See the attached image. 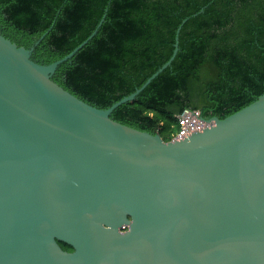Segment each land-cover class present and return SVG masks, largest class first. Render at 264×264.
I'll use <instances>...</instances> for the list:
<instances>
[{
    "label": "water",
    "instance_id": "1",
    "mask_svg": "<svg viewBox=\"0 0 264 264\" xmlns=\"http://www.w3.org/2000/svg\"><path fill=\"white\" fill-rule=\"evenodd\" d=\"M103 21L50 65L0 34V264H264V94L171 142L116 122L179 38L142 87L99 109L53 76Z\"/></svg>",
    "mask_w": 264,
    "mask_h": 264
},
{
    "label": "trees",
    "instance_id": "2",
    "mask_svg": "<svg viewBox=\"0 0 264 264\" xmlns=\"http://www.w3.org/2000/svg\"><path fill=\"white\" fill-rule=\"evenodd\" d=\"M103 19L53 76L99 109L142 87L179 38L172 65L113 112L116 122L171 142L185 111L223 120L264 94V0H0V34L35 47L41 65L68 56Z\"/></svg>",
    "mask_w": 264,
    "mask_h": 264
},
{
    "label": "built area",
    "instance_id": "3",
    "mask_svg": "<svg viewBox=\"0 0 264 264\" xmlns=\"http://www.w3.org/2000/svg\"><path fill=\"white\" fill-rule=\"evenodd\" d=\"M181 118H183L185 122L181 120ZM180 120H181L182 129L176 138L177 140L184 139L192 135L194 132L201 131L209 126L207 122L201 119L199 112L185 111L180 116Z\"/></svg>",
    "mask_w": 264,
    "mask_h": 264
},
{
    "label": "rangeland",
    "instance_id": "4",
    "mask_svg": "<svg viewBox=\"0 0 264 264\" xmlns=\"http://www.w3.org/2000/svg\"><path fill=\"white\" fill-rule=\"evenodd\" d=\"M181 120H183V118H181ZM193 120H195V119H193ZM184 121V120H183ZM185 122V121H184ZM192 124H193V121H192Z\"/></svg>",
    "mask_w": 264,
    "mask_h": 264
}]
</instances>
